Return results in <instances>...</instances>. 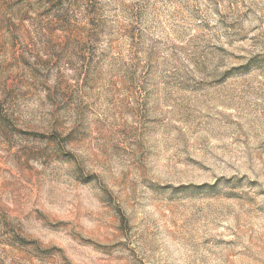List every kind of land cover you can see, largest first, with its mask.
Listing matches in <instances>:
<instances>
[{"label": "rangeland", "instance_id": "1", "mask_svg": "<svg viewBox=\"0 0 264 264\" xmlns=\"http://www.w3.org/2000/svg\"><path fill=\"white\" fill-rule=\"evenodd\" d=\"M0 264H264V0H0Z\"/></svg>", "mask_w": 264, "mask_h": 264}]
</instances>
